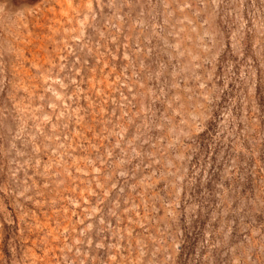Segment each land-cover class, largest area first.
<instances>
[{
	"label": "rangeland",
	"instance_id": "rangeland-1",
	"mask_svg": "<svg viewBox=\"0 0 264 264\" xmlns=\"http://www.w3.org/2000/svg\"><path fill=\"white\" fill-rule=\"evenodd\" d=\"M0 264H264V0H0Z\"/></svg>",
	"mask_w": 264,
	"mask_h": 264
}]
</instances>
